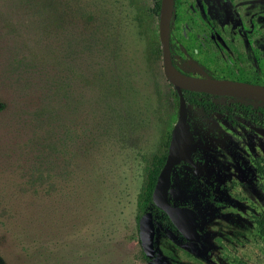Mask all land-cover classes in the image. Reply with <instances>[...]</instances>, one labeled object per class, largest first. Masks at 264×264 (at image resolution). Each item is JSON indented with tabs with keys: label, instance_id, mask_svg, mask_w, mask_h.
<instances>
[{
	"label": "rangeland",
	"instance_id": "374dc122",
	"mask_svg": "<svg viewBox=\"0 0 264 264\" xmlns=\"http://www.w3.org/2000/svg\"><path fill=\"white\" fill-rule=\"evenodd\" d=\"M226 1L231 11L178 0V74L264 79V0ZM151 7L0 0V264H264V104L223 92L213 112L186 107L195 161L172 171L168 191L195 210L206 249L157 228L156 255L142 259L137 197L177 113Z\"/></svg>",
	"mask_w": 264,
	"mask_h": 264
},
{
	"label": "water",
	"instance_id": "95a60500",
	"mask_svg": "<svg viewBox=\"0 0 264 264\" xmlns=\"http://www.w3.org/2000/svg\"><path fill=\"white\" fill-rule=\"evenodd\" d=\"M172 4L173 0L159 1L157 35L162 73L177 96V114L170 133L166 157L153 188L152 201L166 214L176 230L187 241H196L195 222L192 212L168 203L170 176L173 167L180 161L190 164V154L194 151L193 138L186 128V106L180 91L187 90L206 94L223 92L264 102V86L224 79L194 78L183 76L174 71L171 65L168 42ZM137 230L143 255L146 258H152L155 252V230L149 213H144L140 216L137 222Z\"/></svg>",
	"mask_w": 264,
	"mask_h": 264
},
{
	"label": "trees",
	"instance_id": "16d2710c",
	"mask_svg": "<svg viewBox=\"0 0 264 264\" xmlns=\"http://www.w3.org/2000/svg\"><path fill=\"white\" fill-rule=\"evenodd\" d=\"M152 4V7L150 9L152 15L158 16L159 14V1L160 0H149ZM177 3L178 0H173L172 4V17L170 20V23L173 21L176 26L181 23L182 17L178 13V8H177ZM176 10V13H175ZM170 30V24H169V29ZM189 38V37H188ZM168 41H169V50H170V58H171V65L173 67V56H174V51L171 45V37L168 34ZM254 57L256 59V62L259 64V58L257 57L256 54H254ZM234 81H240V82H246V83H251V84H258V85H264V79H259L255 76H246L243 73L239 72L238 74L235 75L234 78L230 79ZM170 88V93L177 103V96L175 92L172 90L171 86L168 85ZM181 95L183 98V101L185 103V106H191L193 108H198L202 111L206 112H213L216 110V107L213 105L211 102V98L213 97L211 94H206V93H201V92H193V91H187V90H181ZM227 97L231 99H243V100H252L256 101L260 104H264V102H261L259 100L251 99L249 97L245 96H240V95H230V94H225ZM236 108L240 111H246L250 112L251 108L249 106H243V105H238ZM218 113H222L221 110H217ZM255 112H257L260 116H264V110L260 108H256ZM176 120V112L173 111L170 114H168L167 121L165 123V133L164 137L160 146V149L157 151L156 154L151 156L149 165L145 169V177L143 181V185L141 188L140 193L138 194L137 197V216H136V228H137V222L140 216L144 213H149L151 215V219L153 222L155 234H154V240L156 237V231L157 228H159L162 233L166 236L172 239L175 243H178L185 247L188 251H200L201 253L204 252V249L201 248L197 243L189 242L186 241L182 235L176 230V228L173 226L169 218L166 216V214L161 211L152 201V192L153 188L157 179V176L159 174V171L162 168V165L164 163L165 157H166V150L169 142V137L170 133L172 130V127L175 123ZM194 156L195 154L191 155V160L194 161ZM182 164H185L184 162H180L177 166H181ZM176 166V167H177ZM254 168L258 173L263 172L264 170V158H262L259 161H256L254 163ZM202 246L205 247V244L202 243ZM155 247V243H154ZM155 252L154 256L152 258H146L143 253L141 252L142 259L145 262H150L154 259L155 257Z\"/></svg>",
	"mask_w": 264,
	"mask_h": 264
},
{
	"label": "flooded vegetation",
	"instance_id": "af4514ba",
	"mask_svg": "<svg viewBox=\"0 0 264 264\" xmlns=\"http://www.w3.org/2000/svg\"><path fill=\"white\" fill-rule=\"evenodd\" d=\"M207 2L214 8V9H216L218 12H224V11H231V9H232V6L226 1V0H207ZM172 17V16H171ZM171 24V23H170ZM168 34H169V31H168ZM169 42V41H168ZM170 60H171V58H170ZM256 60V59H255ZM189 77H191V76H189ZM194 78H199V77H194ZM209 79H217V78H209ZM225 80V79H224ZM231 81H234V80H231ZM251 84V83H250ZM262 86H264V85H262ZM177 114V113H176ZM186 118H187V113H186ZM187 128V127H186ZM188 130V129H187ZM190 134H191V132L190 131H188ZM191 136H192V138H193V147H194V136L191 134ZM192 154H195V147H194V151L190 154V161H191V163L190 164H188V163H186V162H184L185 164H182L181 166H179V167H182V166H188V167H193V163H194V161H195V156H194V161H192L191 160V155ZM180 162H183V161H180ZM179 162V163H180ZM178 163V164H179ZM177 164V165H178ZM177 165H175L174 167H173V170L175 169V168H178V166ZM177 166V167H176ZM172 170V171H173ZM171 175H172V172H171ZM170 184H171V176H170ZM168 203L170 204V205H172L171 203H170V201L168 200ZM178 208H183V209H187V210H189L190 212H192V214H193V220H194V222H195V233H196V241H189V242H193V243H197L201 248H203L204 250L206 249V244L203 242V235L200 233V232H197V229H198V218L196 217V212H195V210L194 209H191V208H185V207H178ZM183 237V236H182ZM184 238V237H183ZM185 239V238H184ZM186 240V239H185ZM187 241V240H186ZM201 242L202 243H204L205 244V247H203L202 246V244H201ZM177 245H179V246H181L182 248H184V249H186L185 247H183L182 245H180V244H178V243H176ZM187 250V249H186ZM190 252H192V251H190ZM195 252H199V253H201L200 251H195Z\"/></svg>",
	"mask_w": 264,
	"mask_h": 264
}]
</instances>
